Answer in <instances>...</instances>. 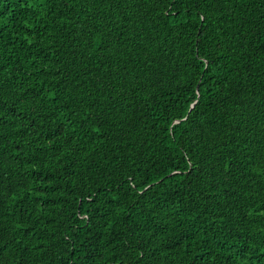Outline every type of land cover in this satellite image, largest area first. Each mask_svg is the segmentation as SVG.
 Listing matches in <instances>:
<instances>
[{"label":"trees","instance_id":"16d2710c","mask_svg":"<svg viewBox=\"0 0 264 264\" xmlns=\"http://www.w3.org/2000/svg\"><path fill=\"white\" fill-rule=\"evenodd\" d=\"M0 264H264V0H0Z\"/></svg>","mask_w":264,"mask_h":264}]
</instances>
